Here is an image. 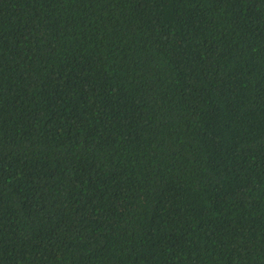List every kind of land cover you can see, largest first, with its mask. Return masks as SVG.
<instances>
[{"label": "trees", "instance_id": "trees-1", "mask_svg": "<svg viewBox=\"0 0 264 264\" xmlns=\"http://www.w3.org/2000/svg\"><path fill=\"white\" fill-rule=\"evenodd\" d=\"M0 264H264V0H0Z\"/></svg>", "mask_w": 264, "mask_h": 264}]
</instances>
